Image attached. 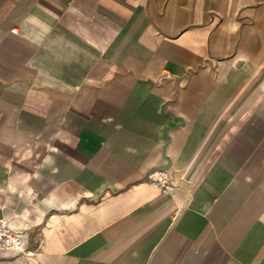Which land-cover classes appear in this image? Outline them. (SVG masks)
<instances>
[{
	"label": "crops",
	"instance_id": "1",
	"mask_svg": "<svg viewBox=\"0 0 264 264\" xmlns=\"http://www.w3.org/2000/svg\"><path fill=\"white\" fill-rule=\"evenodd\" d=\"M0 217V264H264V0H0Z\"/></svg>",
	"mask_w": 264,
	"mask_h": 264
},
{
	"label": "built area",
	"instance_id": "2",
	"mask_svg": "<svg viewBox=\"0 0 264 264\" xmlns=\"http://www.w3.org/2000/svg\"><path fill=\"white\" fill-rule=\"evenodd\" d=\"M148 180L150 185L163 195L170 196L175 192L170 175L164 168L150 173ZM21 241V234L11 230L6 220L0 217V253L10 248H15L18 253H22L20 250Z\"/></svg>",
	"mask_w": 264,
	"mask_h": 264
}]
</instances>
